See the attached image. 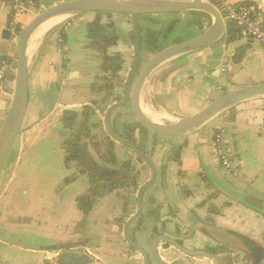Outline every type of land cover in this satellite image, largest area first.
Returning a JSON list of instances; mask_svg holds the SVG:
<instances>
[{
    "label": "crops",
    "instance_id": "1",
    "mask_svg": "<svg viewBox=\"0 0 264 264\" xmlns=\"http://www.w3.org/2000/svg\"><path fill=\"white\" fill-rule=\"evenodd\" d=\"M66 1L69 0H28L24 24ZM226 1L254 3L264 9V0ZM191 14L201 16L204 29L190 26L186 41L201 35L212 23L206 13L199 11L181 18H190ZM95 16H64L60 24L35 32L30 40L35 47L29 53L27 113L0 179V257L12 264L55 260L67 244L83 247L99 264H144L143 256L124 237L125 224L138 208V191L126 188L104 193L85 215L78 209L77 198L89 192V175L79 172L76 163L66 165L62 148L67 138L62 123L65 110L80 112L95 100L91 84L101 55L89 48L87 33ZM10 19V5L0 0V59L17 56L18 38L9 28ZM113 22L119 41L110 51L123 56L126 76L135 54L131 39L134 26L126 16L113 15ZM63 27L68 36L65 49L59 46ZM140 27L152 25L140 21ZM225 34L211 46L177 57L157 69L143 87V107L159 120L164 119L161 122H173L200 113L227 92L264 84V45L245 35L228 44ZM243 46L247 49L242 62H232L231 71L223 72L227 56ZM59 49L63 56L58 54ZM16 64L17 60L11 62L7 82L0 87V132L13 101ZM100 119L97 113L91 121L94 138L104 133ZM222 130L232 161L229 171L219 163L213 145L215 134ZM146 147L157 166L158 178L144 195L142 225L136 222L132 226L131 234L137 243L152 255L155 238L166 235L193 251L209 252L227 246L232 249L229 264H264V98L241 103L233 113L224 112L175 140L152 133ZM177 149L180 162L173 159ZM115 155L118 165L105 166L88 142L83 160L87 169L104 177L124 178L135 166L140 173V187L151 180V170L129 149L116 143ZM125 203L127 213L123 210ZM210 207L219 212L215 225L207 222ZM158 251L165 264H214L210 259L188 257L163 244ZM257 252L259 260L255 258ZM151 258V264H158L153 255Z\"/></svg>",
    "mask_w": 264,
    "mask_h": 264
},
{
    "label": "water",
    "instance_id": "2",
    "mask_svg": "<svg viewBox=\"0 0 264 264\" xmlns=\"http://www.w3.org/2000/svg\"><path fill=\"white\" fill-rule=\"evenodd\" d=\"M194 11L209 15L212 18L211 26L201 35L193 39L168 46L152 55L139 70L141 61L140 17L143 15L185 14ZM89 13H107L126 16L132 20L134 26L135 56L131 71L125 83V95L122 101L116 102L108 107L104 117V127L108 136L116 143L130 149L137 157L144 161L152 172L151 180L142 185L138 191V208L136 213L132 215L125 224L124 237L127 244L143 256L144 264H151L152 255L158 264H165L158 251L160 244H168L188 257H203L212 260L214 264H221L218 256L206 251H191L172 237L166 235L155 238L152 245V255L134 240L131 234L132 226L144 217V195L148 189L156 184L158 169L147 150L143 151L135 143L121 138L112 126L113 114L130 105L138 122L142 123L158 136L175 140L205 126L222 113L231 111L241 103L257 98H264V84H256L227 92L209 104L200 113L178 121L156 122L146 112L147 110L143 107L141 102V93L145 83L157 69L177 57L211 46L219 41L226 33V20H224L223 16L214 5L203 0H192L187 2L166 0H69L51 7L34 17L29 24L23 27L17 39L16 82L13 101L0 132V179L5 162L21 132L27 113L29 102L28 49L31 38L42 25L53 19ZM13 244L26 248H41L19 242H13ZM259 255L258 253L255 257L257 260H259Z\"/></svg>",
    "mask_w": 264,
    "mask_h": 264
},
{
    "label": "trees",
    "instance_id": "3",
    "mask_svg": "<svg viewBox=\"0 0 264 264\" xmlns=\"http://www.w3.org/2000/svg\"><path fill=\"white\" fill-rule=\"evenodd\" d=\"M23 2L25 6L29 4L28 0H23ZM35 7L39 9L40 5L35 3ZM181 15L183 14L143 15L140 17V21L149 22L152 25V27L149 28H141V58L144 54L152 56L170 46L168 40L173 34L176 25L182 21ZM206 17L211 21V17L209 15H206ZM186 21L190 26L195 25L203 31L204 25L201 16L191 14V17L187 18ZM21 30L22 27L18 25L16 28L17 35H19ZM87 33L89 48L101 55V63L98 72L94 77V82L91 84V94L94 98L99 100H93L90 105L85 106L80 112L65 110L62 120L63 127L67 133V138L62 147L65 154V163L68 166L72 163H76L79 172L83 174L87 173L90 178L89 192L86 195L77 198L78 209L85 215H89L98 199L104 193L115 192L126 188H128L130 192L132 191L135 193L140 189L137 181L140 173L136 171L135 166H132V173L120 179L104 177L102 174L92 172L85 167L83 158L85 146L88 142L105 166L115 167L118 165L117 156L115 155V141H113L110 137L107 139V143L105 144L96 141L91 133V121L97 113L103 114L107 111L109 106L123 100L126 83L124 73L125 60L121 54L112 53L110 51V49L119 41L118 30L113 22V15L107 13H96L95 18L87 27ZM244 35L243 30L236 24L226 21L225 38L228 44L237 42L243 38ZM131 39L135 42L134 31L131 34ZM67 41L68 36L65 27H63L59 34V46L65 49ZM183 41H185V39L178 38L174 44ZM246 49V46L239 47L232 54V62L235 65L242 62L246 54ZM2 59L11 63L17 60V56L14 59L9 57H2ZM140 67L141 61L139 68ZM233 111L234 109L228 112L233 113ZM120 116V110L116 111L112 116V126L115 132L124 140L135 143L143 151H146V145L150 139V132L152 131L136 120L134 122H121ZM104 145L107 146L106 149H102ZM137 159L142 164H145L141 158L137 157ZM173 159L180 162V149H177L174 152ZM125 201L127 200L125 199ZM123 210L124 213L128 212V206L126 203L123 205ZM218 213L219 212L216 208L210 207L207 222L215 225ZM144 217L137 222V226L140 227L142 225ZM155 230L154 232L156 233ZM164 246L166 248L171 247L168 244H164ZM209 252L218 257L220 256L221 264H229L232 262V249L227 246H219ZM96 263L95 258L91 256L83 247H80L79 245L67 244L61 248V253L55 260H45L43 264ZM0 264L12 263L0 259Z\"/></svg>",
    "mask_w": 264,
    "mask_h": 264
},
{
    "label": "built area",
    "instance_id": "4",
    "mask_svg": "<svg viewBox=\"0 0 264 264\" xmlns=\"http://www.w3.org/2000/svg\"><path fill=\"white\" fill-rule=\"evenodd\" d=\"M11 9L9 28L14 37L18 38L16 28L20 25L23 29L26 26L23 19L27 13L23 0H5ZM214 5L221 13L224 20L233 22L243 30V33L250 39L256 40L264 45V9L254 3L232 4L226 0H203ZM58 54L63 56V50L59 49ZM232 55L227 56V64L222 68L223 72L231 71ZM11 71V63L0 59V87L7 82L8 74ZM225 132L222 130L214 136V149L216 157L221 166L226 170L232 169V161L225 148L223 138ZM99 264V263H96Z\"/></svg>",
    "mask_w": 264,
    "mask_h": 264
},
{
    "label": "rangeland",
    "instance_id": "5",
    "mask_svg": "<svg viewBox=\"0 0 264 264\" xmlns=\"http://www.w3.org/2000/svg\"><path fill=\"white\" fill-rule=\"evenodd\" d=\"M212 19V18H211ZM187 19H182V21L181 22H179L177 25H176V27H175V29H174V31H173V34L171 35V37L169 38V40H168V43L170 44V46H172V45H174V42L178 39V38H183V39H185L186 38V36H187V38H188V34H189V32L192 30L191 28H190V25L188 24V22L186 21ZM211 26V25H210ZM133 31H134V29H133ZM185 41H186V39H185ZM134 56H135V54H134ZM151 58V56H149V55H147V54H144L143 56H142V58H141V67L139 68V70L144 66V64L149 60ZM133 61H134V59H133ZM130 71H131V69H130ZM130 71H129V73H130ZM129 73L125 76L126 77V80H127V78H128V75H129ZM13 82H12V86H13V88H12V97H13V94H14V88H15V82H16V76H14V79L12 80ZM12 99V98H11ZM95 100H99V99H96L95 98ZM126 108V107H125ZM131 107L130 106H127V108H126V110H120L121 111V116H120V121L121 122H134L135 120H136V118H135V116H134V114H133V112H132V109H130ZM146 109V108H145ZM149 112V111H148ZM106 113V112H105ZM105 113H100V115H101V119H100V125H101V127H103V134L102 135H100L99 137L97 136L96 138H95V140L96 141H98V142H101V143H107V139L109 138V136H108V134H107V132H106V130H105V127H104V117H105ZM137 121V120H136ZM152 134V132H150V135ZM116 143V142H115ZM116 145V144H115ZM120 145V144H119ZM150 146V145H149ZM106 145H104L103 146V148L102 149H106ZM124 147V146H123ZM128 149V148H127ZM150 149H151V146H150ZM100 238H99V241L98 242H100ZM183 242V241H182ZM183 244V243H182ZM91 245L92 246H94L95 245V243L93 244V242L91 243ZM188 249V248H187ZM189 250H191V249H189ZM6 251V250H5ZM191 251H193V250H191ZM0 259H2V260H4L2 257H0Z\"/></svg>",
    "mask_w": 264,
    "mask_h": 264
},
{
    "label": "bare ground",
    "instance_id": "6",
    "mask_svg": "<svg viewBox=\"0 0 264 264\" xmlns=\"http://www.w3.org/2000/svg\"><path fill=\"white\" fill-rule=\"evenodd\" d=\"M64 18H56V19H53V20H51V21H49V22H47V23H45L44 25H42L40 28H39V30L37 31V33H42V32H44V31H47V29H49L50 27H52V26H54V25H56V24H60V22L63 20ZM35 42V41H34ZM36 43V42H35ZM33 45L34 44H32V43H29V49H28V51H29V53L31 54V52L33 51V49H34V47H33ZM144 104V103H143ZM148 114H149V116H151L156 122H161V121H164V119H162V118H160V120L155 116V115H152V113H150V112H148V111H146ZM165 117V116H164ZM167 118V117H166Z\"/></svg>",
    "mask_w": 264,
    "mask_h": 264
}]
</instances>
